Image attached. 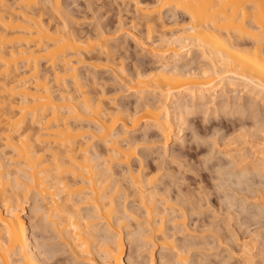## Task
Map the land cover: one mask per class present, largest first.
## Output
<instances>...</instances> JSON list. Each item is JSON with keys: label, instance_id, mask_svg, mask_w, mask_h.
Returning <instances> with one entry per match:
<instances>
[{"label": "bare ground", "instance_id": "bare-ground-1", "mask_svg": "<svg viewBox=\"0 0 264 264\" xmlns=\"http://www.w3.org/2000/svg\"><path fill=\"white\" fill-rule=\"evenodd\" d=\"M11 1L0 0V206L5 210L4 215L0 212L3 226L0 231V264H42L32 250L26 221L16 205L21 203L19 190L38 195L41 212H46L44 218L47 217L50 225L60 230L74 245V250L86 255L88 260L94 264H98V259L103 264H128L124 260L126 247L123 240V229L127 226L122 225L126 224L129 214L126 209L118 210L116 206L117 197L114 196L121 193V188L111 185L115 174L110 165H131L136 143L132 144L128 134L140 126L155 127L158 137H165L167 143L171 139L180 141L184 136L181 126L189 112V106L180 101L183 94L193 101L200 99L214 103L226 90H241L264 100V0H134L135 12L148 33L156 30L160 23L163 25L161 15L167 9L175 12L171 14L175 20L180 16L186 22L180 37L173 35L171 39L162 40V45L152 46L150 53L153 57L159 58L173 51V59H192L193 50L197 48L203 61L208 62L202 70H182L162 63L160 70L148 74L142 73V68L138 69L136 61L135 68L137 66L140 72L137 77L132 76L134 79L125 74V67H118L125 65L124 59L121 65V57L115 60V48L104 38L103 30L97 31V27L94 33L84 36L85 33L77 32L76 26L77 31L73 28L71 5L63 7V0H42L43 4L39 0ZM175 20L173 27L181 25L178 19ZM118 23L119 31L125 28L123 21ZM137 37L136 44L146 49L148 44L145 46L142 36L141 39ZM245 39L249 42H243ZM102 58H107L106 63L109 59L119 65L116 66L115 62L113 66L110 61L102 65ZM111 63L112 72L121 69L123 81L141 98L147 90L160 92L162 98L156 103H146L134 113L129 112L127 106L112 104V107V100H108L102 88V93H96L97 98H91L95 88L91 89L93 92L87 90L92 88V83L98 90L97 77L90 75L91 85L87 86L80 69L87 67L98 71L104 66L111 69ZM43 67L53 71L52 82L56 87L51 85L50 71ZM89 74H85L86 77ZM172 106L178 113L176 119L180 126L176 135ZM84 121L93 125L86 127ZM119 124H123V129L116 132ZM94 140L105 145L108 157L93 147ZM2 149L9 151L3 155L5 151ZM257 160L260 163L253 166L254 171L264 169V149ZM131 170V174L134 172L131 178L135 184L133 187H138V193L154 195L157 192L156 176L146 177L142 170L145 180L141 170H136L137 173ZM148 201L145 197L141 199V204H147L151 232L140 235L142 240L160 234L163 238L161 245L176 251L180 264H191L177 250L173 235H165V223L172 214L174 216V208L157 212L154 199ZM82 203L90 207L86 214H82L79 206ZM116 213L119 217L115 216ZM158 215H161L160 221L156 222ZM100 222L108 227L98 229L97 223ZM17 249L20 260L14 262L12 255Z\"/></svg>", "mask_w": 264, "mask_h": 264}, {"label": "rangeland", "instance_id": "rangeland-1", "mask_svg": "<svg viewBox=\"0 0 264 264\" xmlns=\"http://www.w3.org/2000/svg\"><path fill=\"white\" fill-rule=\"evenodd\" d=\"M142 1L146 2L147 0ZM151 1L148 0L147 2ZM39 2H41L40 4L44 3L42 0H39ZM133 2L134 0H63L62 3L63 7L69 8L72 6L69 8L72 14L70 16L74 20L73 28L76 31L78 29L77 32H82L83 35L85 33L84 36H86L89 32L90 34H92V31L94 33L97 27H99L97 31L101 29L102 32H105L104 38L115 48V60L118 61L121 57L120 65L121 60L124 59L123 62H125V65L123 64L124 66L121 65L120 67L119 64L117 65L119 62L115 61L116 66L121 69L125 67V74H128V77L131 75L130 78L132 76L137 77L140 70L142 73H154L161 69L162 63H167L172 68L178 67L182 70H202L207 67L208 62L203 61L202 54L197 48L193 50L192 59L176 60V57L174 60L173 51H169L165 56L160 55L162 58L153 57L150 53L152 46H155V44L162 45V40L171 39L173 35L174 37H180L186 22L180 16H177L176 20L178 19L177 21L181 25L173 27L174 23L172 22H174L175 17L172 16L175 12L171 11L172 9H167L161 15L163 25L160 23L157 26V31L153 29L154 31L148 33L149 30L144 27V22L138 18L139 15L135 12L136 8ZM47 15L46 17H49ZM135 15L137 16L135 17ZM46 17H43L44 20L48 19ZM134 17L135 22L133 21ZM172 19L173 21H171ZM121 20L126 26L119 31L118 22H122ZM132 21L134 25L141 26H137L138 28L131 27L134 26ZM140 21L143 23H139ZM138 32H140L139 37H137ZM135 37L142 38L145 46L146 44L149 46L147 45L146 49H143L136 44ZM243 42L248 43L249 40L245 39ZM128 52L130 57L127 55ZM109 61L108 59V63L112 62ZM136 61L137 66H139L138 69L142 68L143 70H138L137 66L135 68ZM106 62L107 58L106 60L102 58V65L108 64ZM115 62H112L113 66ZM112 63L110 64L111 69L104 66L105 70L104 68L98 71L90 67L89 70L87 67L79 68L83 79L85 76L86 81L83 82L87 83L85 85H91L90 80H92L93 74L97 77L95 79L98 83L96 85L99 86V88L97 87L98 90H96V86L93 87V83L92 88L87 90L95 88L96 91L91 90L94 93V96L91 94V98H97L102 88L104 93H107L108 100H112V102L110 101L111 106L112 104L113 106L116 104L117 107L127 106L130 108V110L127 108L129 112L132 111L133 113L136 109H142L146 103H156L162 98L160 92H153V90H147L141 98L137 91L131 90L129 84L123 81L125 78L121 76V74L123 75V73H120L121 69L116 67L119 71L113 68L116 72H112ZM43 69L51 72L49 74L50 72L47 71L49 72V78L51 77V85L56 87V84L52 82L54 76L52 75L53 71L50 70L51 68L43 67ZM85 74H89L88 77ZM129 90L131 93H129ZM91 91L89 93H92ZM224 92L218 95L216 99L218 102L215 101L214 103H209L206 100L203 102L200 99L193 101L183 94L180 101L189 106V112L185 124L181 126L184 136L180 141L171 139L167 143L165 137L161 135L158 137L159 133L157 134L155 127L150 125L147 128L140 126L128 134L129 138L132 139V144L136 143L134 145L136 154L132 159L133 161H131V165L121 164L119 166L118 163L114 166H112L113 164L110 165L111 169L113 168L111 172L115 174L111 178V185L113 188L116 185L121 188L119 189L121 193L114 196L115 199L117 197L116 206L118 210L123 211L126 209L125 211L129 214L126 224L123 223L122 225L123 227L124 225L127 226L123 229V240L126 247L124 260L126 263L180 264L176 251L174 252L173 249L161 245L163 238L160 234L151 237V239L149 238L150 240H142V234H150L151 232L150 226H148V211L145 208L147 204H141L142 197H145L149 199L148 202L152 198L154 199L157 212L166 208H174V216L172 214L170 219L176 218V220L171 221L169 219L166 221L165 235H173L177 250L181 251L191 264H264V169L254 171L253 168V166L260 163L257 159L264 149V100L251 94L249 96L247 91L239 90L237 93L226 90ZM106 103L110 105L108 101ZM171 109L176 135L180 129L176 119L178 113L174 106ZM91 124L90 121H84L83 123L85 126ZM122 129L123 124H119L116 132ZM146 133L151 136H146ZM144 135L146 138H144ZM87 139H89V136H87ZM31 142L33 143V140ZM1 143L0 145H2ZM92 143L95 144L93 147L97 148L96 150H100H98L100 153L107 152L103 147L105 145L99 140H94ZM1 151L4 152L5 150L2 149ZM6 151L3 155L8 153ZM105 155L108 154L105 153ZM131 169L135 173L138 169L139 172L144 170L146 175L142 171L143 174L141 175L143 177L144 175L146 177L147 175L156 176L158 184L155 185L157 187H155L157 189L156 194L138 193L137 190L140 192L138 187L137 189L133 187L135 184L131 178H133L134 172L132 175L129 171ZM146 177H144L145 180ZM147 186L146 189L148 190ZM155 188L153 187V189ZM19 191L21 192L17 197L21 203L17 201L18 204L16 205L26 221L27 234L31 240L32 250L36 257L40 258L42 264H94L88 260L86 255L74 250V245L66 240L64 234L50 225L51 223L48 222L47 217L44 218L46 212L45 210V213L41 212L43 211L40 207L42 203L39 198L37 199V194ZM36 206L37 208L40 207L37 211ZM79 206L82 209V214L89 212L90 207H87L86 203ZM0 212L3 215L5 214L2 205L0 206ZM117 215L118 213L115 216ZM160 217L161 215H158L159 220L156 218V222L160 221ZM114 219L117 221L116 218ZM97 225V228L101 230L108 227V225L101 222ZM1 226L2 224H0V231L3 229V226ZM145 242H148V245ZM19 257L17 249L12 255V259L16 262L20 260ZM98 261L100 260L98 259ZM98 261V264H103Z\"/></svg>", "mask_w": 264, "mask_h": 264}]
</instances>
